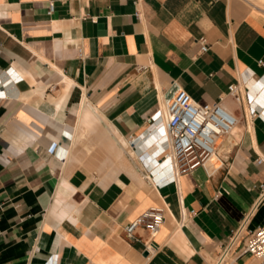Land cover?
<instances>
[{
  "label": "crops",
  "instance_id": "crops-1",
  "mask_svg": "<svg viewBox=\"0 0 264 264\" xmlns=\"http://www.w3.org/2000/svg\"><path fill=\"white\" fill-rule=\"evenodd\" d=\"M173 87L238 119L178 175L159 155ZM263 202L264 0H0V264H255ZM152 206L159 230L128 238Z\"/></svg>",
  "mask_w": 264,
  "mask_h": 264
},
{
  "label": "built area",
  "instance_id": "built-area-1",
  "mask_svg": "<svg viewBox=\"0 0 264 264\" xmlns=\"http://www.w3.org/2000/svg\"><path fill=\"white\" fill-rule=\"evenodd\" d=\"M53 7L54 3L50 1L49 13L53 11ZM195 41L200 44V51L207 49L203 37ZM228 89L229 93L239 97V89L235 84H230ZM221 100L222 97L212 104H200L184 93L181 87H173L164 94L166 119L162 137L166 142L160 148L159 155L160 161L167 162L166 166L173 167V171L176 169L177 175L194 170L209 157L218 154L221 139L234 131L238 119L222 106ZM164 218L163 208L152 206L127 222L123 231L131 239L136 238L135 232L139 227L154 235L163 224ZM240 254H249L259 264H264V224L246 230Z\"/></svg>",
  "mask_w": 264,
  "mask_h": 264
},
{
  "label": "bare ground",
  "instance_id": "bare-ground-1",
  "mask_svg": "<svg viewBox=\"0 0 264 264\" xmlns=\"http://www.w3.org/2000/svg\"><path fill=\"white\" fill-rule=\"evenodd\" d=\"M82 112H83V117H81L83 119V121L87 124L90 123L91 121H93L94 119H99V116L97 114V111L94 110L93 107H91L90 105H88L87 103H85V101H82ZM164 123H165V119H164ZM83 124V123H82ZM85 126V124H84ZM112 134V133H111ZM113 135V134H112ZM232 135V134H230ZM120 139L123 141V143L126 144V142L123 140V138L120 136ZM220 140V138L218 139ZM229 140V139H228ZM225 142V141H224ZM228 142V141H227ZM231 143V142H230ZM223 146V145H222ZM227 147V146H226ZM229 148V147H228ZM228 148H226L228 150ZM221 149V148H220ZM256 149V148H255ZM131 151V150H130ZM162 166L167 164V162H161ZM130 168V165H127ZM174 171L176 172V169H174ZM177 175V173H175Z\"/></svg>",
  "mask_w": 264,
  "mask_h": 264
},
{
  "label": "rangeland",
  "instance_id": "rangeland-1",
  "mask_svg": "<svg viewBox=\"0 0 264 264\" xmlns=\"http://www.w3.org/2000/svg\"><path fill=\"white\" fill-rule=\"evenodd\" d=\"M235 133H236V132L233 131V132L231 133L232 135L229 134L228 137L225 138V140L228 141V142L231 141V139L234 138ZM228 139H229V140H228ZM228 142H226V143L228 144ZM254 262H255V264H259V261H258L257 259H254Z\"/></svg>",
  "mask_w": 264,
  "mask_h": 264
}]
</instances>
